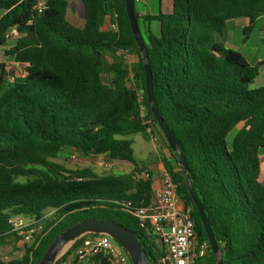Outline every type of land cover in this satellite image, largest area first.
<instances>
[{
	"label": "trees",
	"instance_id": "obj_1",
	"mask_svg": "<svg viewBox=\"0 0 264 264\" xmlns=\"http://www.w3.org/2000/svg\"><path fill=\"white\" fill-rule=\"evenodd\" d=\"M170 1L171 13L143 18L158 24V34L146 28L144 39L138 2L132 0L155 107L185 160L222 264H264V183L259 182L264 76L260 88L250 89L264 61L251 66L225 47L226 23L247 19L250 29L264 18V0ZM37 2L0 0V47H7V61L0 63V264H39L56 238L86 219L122 226L156 264L161 255L156 239L140 230L123 207L127 201L143 206L151 199L152 178L135 160L128 138H148L149 127L169 154L164 169L190 210L198 241L209 245L178 153L165 143L147 103L125 0H79L82 29L65 19L68 0H46L40 13ZM114 13L118 32L103 30ZM11 29L19 34L15 40L7 38ZM122 52L136 62L125 63ZM63 148L128 163L132 169L105 175L69 171L53 162ZM18 216L43 225L44 235L34 248L23 245L8 223ZM94 236L79 238L55 264H77L76 246ZM9 245L14 253L5 261L1 251ZM83 264L112 263L98 255ZM196 264H216L210 245Z\"/></svg>",
	"mask_w": 264,
	"mask_h": 264
},
{
	"label": "built area",
	"instance_id": "obj_2",
	"mask_svg": "<svg viewBox=\"0 0 264 264\" xmlns=\"http://www.w3.org/2000/svg\"><path fill=\"white\" fill-rule=\"evenodd\" d=\"M45 1L38 0L36 9L39 13L46 9ZM116 19L117 15L114 13L113 21L107 24L108 30L113 33L118 32ZM18 37L15 29H11L7 35L9 40ZM121 54L125 63L130 65L131 55L126 52ZM151 135V140L157 143L159 137ZM141 176L148 178L146 172ZM123 207L124 211L136 220L140 230L154 237L157 243L161 242V255L156 264H196L208 255L209 245L207 242L198 241L190 210L178 195V185L168 173L164 172L160 187H154L152 184L148 204L137 206L127 201ZM8 223L13 232L21 237L22 244L28 248H34L44 235L41 222L29 217H11ZM75 255L77 264L88 263L98 255L107 257L112 264H130L126 253L113 240L103 235L82 239L76 246Z\"/></svg>",
	"mask_w": 264,
	"mask_h": 264
},
{
	"label": "water",
	"instance_id": "obj_3",
	"mask_svg": "<svg viewBox=\"0 0 264 264\" xmlns=\"http://www.w3.org/2000/svg\"><path fill=\"white\" fill-rule=\"evenodd\" d=\"M125 11L130 24L132 36L138 47L143 69L145 75V92L146 100L150 106V111L154 116L157 127L161 132V135L168 145L172 153H178L176 142L159 116L157 109L154 104V94L152 87V75L150 65L148 63L147 52L142 43L137 22L133 15V2L132 0H125ZM178 164L181 167L186 182L188 192L192 199L193 205L198 212L199 219L204 228L207 236L208 243L210 245L213 255L216 257V264H222V253L220 248L214 239V235L211 231L209 223L204 215L202 206L198 198L195 196L191 181L188 176V168L185 163L183 156L178 153L177 158ZM103 235L113 240L128 256L131 264H151L146 253L144 252L139 241L135 236L128 232L122 226L109 221H101L96 219H86L66 229L58 238H56L47 248L42 260L39 264H55L57 260L81 237L85 235ZM158 247L161 248V242H158Z\"/></svg>",
	"mask_w": 264,
	"mask_h": 264
},
{
	"label": "rangeland",
	"instance_id": "obj_4",
	"mask_svg": "<svg viewBox=\"0 0 264 264\" xmlns=\"http://www.w3.org/2000/svg\"><path fill=\"white\" fill-rule=\"evenodd\" d=\"M72 2H75V0H71ZM162 3L159 2V0H142L140 4H136V7L139 9H144L145 7L148 8L150 13L157 15L159 11L161 10ZM239 20V19H238ZM263 19H258L252 30H251V37H254L258 30H260V34H264L262 31V25H263ZM146 25V28L149 27L150 32L153 35L158 34V24L154 21L146 22L145 24L141 21L139 22L140 27V33L142 38H146L145 32L143 30V26ZM148 25V26H147ZM231 23L230 25H226L225 32L230 33L231 31ZM234 30V28H232ZM231 37H233L232 43L230 41L226 40L225 37V47L228 49H231L233 51H236L235 44L238 43V40L241 39L242 33L241 30L238 29V31L234 30L231 32ZM228 42V43H227ZM249 43V42H248ZM234 44V46H233ZM250 44V43H249ZM8 46V45H7ZM250 47H245L244 55H247L249 53H253L254 51L249 49ZM7 47H0V63L6 62L7 58L4 55V50H6ZM264 50V48H262ZM262 50L260 51V54H262ZM122 56V54H121ZM123 57V56H122ZM109 61H111L108 58ZM264 76V69H259V74L257 78L254 80L253 84H251L250 89H258L262 86ZM107 75L103 76V80L106 81L108 78ZM132 82L130 81L128 83L129 87H132ZM148 138H144L143 136L136 134V135H130L128 138L133 141V151H134V158L137 162L140 163V165H147L150 164L154 160V153L155 151L159 153V143H163L161 140H159L157 143L153 142L151 140V134L156 135L155 130H151L150 127L147 130ZM233 136V133H231L228 137V143H230L231 138ZM156 154V153H155ZM162 160V159H161ZM160 160V161H161ZM155 161H158L155 159ZM56 164L62 166L66 170L73 171V170H80V169H89L96 175H105V174H120V173H126L132 169V166L128 163H122V162H114L108 159L104 156H93V155H84L80 153L79 151L71 148H63L57 158L53 160ZM163 162V161H162ZM21 250L23 251V247L20 246ZM2 258L4 260H8L11 258V254L14 253L13 245H9L2 249Z\"/></svg>",
	"mask_w": 264,
	"mask_h": 264
},
{
	"label": "crops",
	"instance_id": "obj_5",
	"mask_svg": "<svg viewBox=\"0 0 264 264\" xmlns=\"http://www.w3.org/2000/svg\"><path fill=\"white\" fill-rule=\"evenodd\" d=\"M142 2V0H138V3L136 4H140ZM162 6H161V13L162 14H169L171 13L172 10V4L170 0H162L161 1ZM82 5L79 2V0H75V2H72L71 0H68V8L65 14V19L66 21L72 25L75 28L78 29H82L84 27V19L82 17ZM135 11L138 14L140 21L142 23L145 24V22L143 21V18L145 16H155L154 14L150 13V11L148 10V8H144V9H139L135 6ZM264 20V18H262ZM231 23V27L234 28V30L238 31L241 30L242 33V37L240 40H238V43L235 44V48L236 51L238 53H240L244 59L246 60V62L251 65L254 66L260 62L264 61V50H262V48H264V34H260V30L257 31L256 35L254 37H251V30L253 27H251L250 29H247L248 27V21L247 19H236V20H230L226 23V25H230ZM263 25H264V21H263ZM263 25L262 27V31H263ZM148 26V25H147ZM149 28V27H147ZM230 33H225V37L226 40L230 41V43L234 42L233 41V37H231V32L234 31L232 30ZM103 30H107L108 26L107 24H105L102 28ZM143 30L145 32L146 30V25L143 26ZM264 32V31H263ZM226 42V41H225ZM250 44H249V43ZM228 43V42H227ZM250 47L249 49L254 51L253 53H249L247 55H244V50L245 47ZM234 46V44H233ZM262 50V54H260V51ZM130 61L131 64L136 62V57L131 55L130 56ZM160 142V141H159ZM159 153H157L155 151L154 153V160L147 165H143L147 172L150 174L151 178H152V184L154 187H160L162 185V177L163 174L165 172L164 169V165H163V160L169 158V154L166 150V148L164 147L163 143H159ZM155 159H157L158 161H155ZM162 159V160H161ZM161 160V161H160ZM259 160H260V175H259V182L260 183H264V149L261 150L260 156H259Z\"/></svg>",
	"mask_w": 264,
	"mask_h": 264
}]
</instances>
